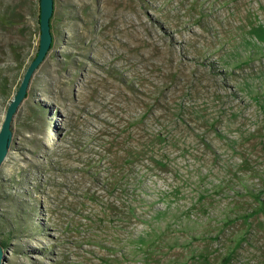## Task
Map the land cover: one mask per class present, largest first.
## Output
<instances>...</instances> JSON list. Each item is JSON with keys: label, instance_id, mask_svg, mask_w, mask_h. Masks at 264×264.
<instances>
[{"label": "rangeland", "instance_id": "rangeland-1", "mask_svg": "<svg viewBox=\"0 0 264 264\" xmlns=\"http://www.w3.org/2000/svg\"><path fill=\"white\" fill-rule=\"evenodd\" d=\"M0 168L2 264H264V0H54ZM0 0V129L40 46Z\"/></svg>", "mask_w": 264, "mask_h": 264}, {"label": "water", "instance_id": "water-1", "mask_svg": "<svg viewBox=\"0 0 264 264\" xmlns=\"http://www.w3.org/2000/svg\"><path fill=\"white\" fill-rule=\"evenodd\" d=\"M54 0H40V46L37 55L28 66L25 75L21 81L20 87L15 97L10 101L5 118L0 129V168L7 158L13 138V120L14 116L27 95L29 82L39 64L43 61L53 42L51 30V18L54 13ZM5 259L3 246L0 244V264Z\"/></svg>", "mask_w": 264, "mask_h": 264}, {"label": "trees", "instance_id": "trees-1", "mask_svg": "<svg viewBox=\"0 0 264 264\" xmlns=\"http://www.w3.org/2000/svg\"><path fill=\"white\" fill-rule=\"evenodd\" d=\"M52 25V24H51Z\"/></svg>", "mask_w": 264, "mask_h": 264}]
</instances>
